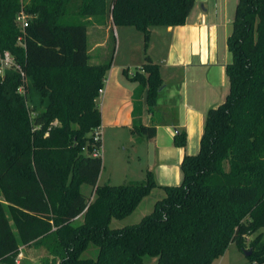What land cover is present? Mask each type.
Here are the masks:
<instances>
[{
    "label": "trees",
    "instance_id": "obj_1",
    "mask_svg": "<svg viewBox=\"0 0 264 264\" xmlns=\"http://www.w3.org/2000/svg\"><path fill=\"white\" fill-rule=\"evenodd\" d=\"M194 0H0V53L14 54L25 78L0 77V264L15 259L21 245L47 251L40 264H211L229 243L264 264V0H238L226 39L229 90L207 110L196 154H184L179 184L158 185L147 171L142 181L97 185L101 125L96 99L111 60L90 64L85 18L109 9L117 26H133L148 45L151 26L183 25ZM30 14L17 45L18 11ZM130 79L136 98L146 91L154 113L162 86L160 66L145 54ZM19 89H23L21 92ZM44 107L35 115L27 92ZM137 100V99H136ZM132 133L153 138L156 125L140 120L134 103ZM174 144L186 145L184 130ZM93 188V199L81 186ZM164 196L138 222L110 227L130 215L154 188ZM82 215L83 221L76 223ZM248 216L249 221H242ZM94 245V257L83 253ZM150 258V262H146Z\"/></svg>",
    "mask_w": 264,
    "mask_h": 264
},
{
    "label": "crops",
    "instance_id": "obj_2",
    "mask_svg": "<svg viewBox=\"0 0 264 264\" xmlns=\"http://www.w3.org/2000/svg\"><path fill=\"white\" fill-rule=\"evenodd\" d=\"M237 1L194 0L183 25L150 27L146 48L151 59L159 64L162 79L154 113L148 110L146 91L136 98L138 82L130 79L135 72L132 69H139L143 63L142 32L133 26L115 25L110 13L104 19L96 16L84 19L90 64L104 62L108 41L114 44V58L96 103L101 115V159L107 133L114 135L122 153L126 150L125 141L131 146L132 155H127L123 181H142L147 171L162 186L176 185L182 179L180 163L183 155L188 154L189 140L200 137L207 110L222 103L229 90L225 64L231 56L226 39ZM135 35L140 39L138 57H132L128 49ZM122 45L126 47L122 50L124 58L117 62ZM136 101L141 103L142 123L157 127L153 138L132 133ZM182 130L186 132V145L178 147L174 144V135ZM132 166L135 168L131 169ZM102 172L103 160L97 185H101ZM109 179L108 176L103 184H111ZM91 190L93 193L92 187Z\"/></svg>",
    "mask_w": 264,
    "mask_h": 264
},
{
    "label": "rangeland",
    "instance_id": "obj_3",
    "mask_svg": "<svg viewBox=\"0 0 264 264\" xmlns=\"http://www.w3.org/2000/svg\"><path fill=\"white\" fill-rule=\"evenodd\" d=\"M110 2V0H107ZM21 6L26 5L29 3V0H20ZM22 10V9H21ZM109 14V9L106 11V14L104 15H97L96 19H104L106 15ZM230 30H231V25H229ZM134 29V28H131ZM135 31V30H131ZM230 32V31H229ZM229 34V33H228ZM138 36H133L132 39H130V45L128 46V49H130V55L132 57H138L139 54V41ZM141 46L144 49V41L143 43L141 42ZM127 45V44H126ZM113 48L114 44L113 42L108 41V46L106 49V54L107 57L104 61L106 60H112L114 58L113 56ZM122 45V49L119 50L117 53L116 60L117 62L124 58V55H122V50L125 49ZM145 53H143V57H145L148 54L147 48L144 49ZM129 55V57H130ZM144 62V59H143ZM132 70L136 71L135 68ZM21 92H23V89H19ZM27 98V106L31 110V115H35L37 112H39L45 105V103H40V96L38 93L34 92L33 90H30L27 92L26 95ZM99 102V99H98ZM104 133H107L104 131ZM127 137L124 136V139ZM141 137V136H139ZM201 137V135H200ZM200 137L198 138H193L189 140V143L187 144V152L188 154H196L199 150V140ZM107 143L105 144L104 151H103V172L100 175L99 182L100 184H103L106 182L107 177L109 176V182L114 185L118 184H123L128 181H123V176L126 173L127 165H126V158L128 157L127 155L131 156L132 155V150L131 146L127 141L124 142V146L126 147V150L121 152V148H118V145H116L114 141V135L111 133H107ZM120 149V150H119ZM135 167L132 166L131 169H134ZM181 181V180H180ZM179 181V182H180ZM179 184V183H178ZM82 192L87 196L90 197V199H93V193L91 190V186L87 184H83L81 186ZM164 196V191L160 190L159 188H154L149 195L144 197L137 208L127 217L123 219H115L113 218L110 222V227H121L124 225H129L138 222L143 216L149 214L152 209L153 205L156 202V200L162 198ZM83 221V216L81 218H78L75 222L76 223H81ZM242 221H249V217L245 216ZM260 231L264 235V227L260 229ZM256 234H252L247 238L246 242V247L245 249H248V241L252 239ZM97 248L94 245H90V247L83 253L84 257H94L96 255ZM21 256L18 257L16 256V259H18V262L20 264H40L41 261L47 257V251L44 247L42 246H35L34 244H27V245H21L19 247V253ZM150 258H146V262H150ZM211 264H255L253 261L248 259L244 255V252L240 250L235 243H229L224 250V252L218 256L212 259Z\"/></svg>",
    "mask_w": 264,
    "mask_h": 264
},
{
    "label": "built area",
    "instance_id": "obj_4",
    "mask_svg": "<svg viewBox=\"0 0 264 264\" xmlns=\"http://www.w3.org/2000/svg\"><path fill=\"white\" fill-rule=\"evenodd\" d=\"M31 18L32 16L26 13L24 10L18 11L15 15L14 22L19 30V34L17 36V45L21 47H25L24 39L26 35V28L28 27ZM10 71L19 73L21 78L24 80L25 73L21 64L16 61V58L13 53L8 50H5L0 53V77L3 78ZM101 132V125L94 129L92 133L94 142L101 141ZM92 155L101 156V146L99 148H96L93 151ZM19 256L21 255L18 254V257ZM15 262L19 263L18 259H15Z\"/></svg>",
    "mask_w": 264,
    "mask_h": 264
},
{
    "label": "water",
    "instance_id": "obj_5",
    "mask_svg": "<svg viewBox=\"0 0 264 264\" xmlns=\"http://www.w3.org/2000/svg\"><path fill=\"white\" fill-rule=\"evenodd\" d=\"M244 252V255L247 257L251 254V250H247V251H243Z\"/></svg>",
    "mask_w": 264,
    "mask_h": 264
}]
</instances>
